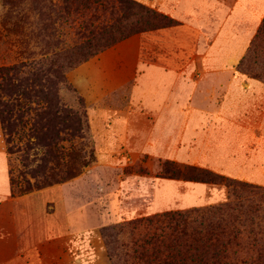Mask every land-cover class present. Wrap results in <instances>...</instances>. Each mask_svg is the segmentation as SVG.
<instances>
[{"label": "rangeland", "instance_id": "1", "mask_svg": "<svg viewBox=\"0 0 264 264\" xmlns=\"http://www.w3.org/2000/svg\"><path fill=\"white\" fill-rule=\"evenodd\" d=\"M131 1L177 25L134 33L83 60L110 33L133 31L143 19L137 10L116 0H0V193L10 191L0 199V264H140L132 223L231 198L225 183L197 182L179 168L264 189V93L237 105L231 134L197 118L212 115L211 101L162 103L163 73L175 94L205 79L194 66L213 34L239 31L235 10L257 20L264 0H206L207 9L201 0ZM263 22L233 73L262 86L250 70L264 69V41L239 65ZM226 141L231 165L215 164L213 149Z\"/></svg>", "mask_w": 264, "mask_h": 264}, {"label": "trees", "instance_id": "2", "mask_svg": "<svg viewBox=\"0 0 264 264\" xmlns=\"http://www.w3.org/2000/svg\"><path fill=\"white\" fill-rule=\"evenodd\" d=\"M116 1L122 8L137 10L143 19L132 25L135 28L131 32L119 37H114L110 33L105 44L95 48L93 52H83L81 54L83 60L94 55V51L105 49L134 33L177 25L173 19L139 3L131 0ZM263 41L264 22L248 55L240 63V68L250 64L251 58L257 53ZM87 48H93L90 42ZM250 72L253 74L252 78L264 81V69L261 72L251 70ZM2 123L10 136V126L3 116ZM169 166L174 167L173 164ZM179 169L189 172L192 176L190 179L197 182L225 183L230 187L231 198L218 206L185 212H168L132 223V230L139 235L135 244V254L139 263L264 264V209L262 208L264 189L249 183L236 182L196 167ZM179 169L176 170L177 173H171V176L181 175Z\"/></svg>", "mask_w": 264, "mask_h": 264}, {"label": "crops", "instance_id": "3", "mask_svg": "<svg viewBox=\"0 0 264 264\" xmlns=\"http://www.w3.org/2000/svg\"><path fill=\"white\" fill-rule=\"evenodd\" d=\"M201 1L203 3L200 6L207 9L208 2H206V0ZM239 4H241V0ZM250 15L251 14L248 15L246 11L244 13L240 11L236 13L235 10V19H237V21L240 20L239 31H234L232 27L228 25L222 32L219 31L213 34L211 43L203 51V62L194 66L203 71L202 75L205 79L193 81L194 84L192 85L186 84L184 87H187V89L176 91L175 94L172 90L174 86L173 83L167 79L170 75L166 72L163 73L165 82L164 85H162L163 80L161 82V85L164 87V101L162 103H165V108L167 107V101L169 99L180 97L184 100V97L187 95L197 96V103L201 105L208 106V103L211 101L212 106L215 108L212 115L206 114V112H203V115L198 112L196 113L197 118L205 117L218 120L219 133H222L224 130V132L231 134V123L235 117V112L238 110L237 105L246 103L254 94L264 93V86H262L259 81L233 74L236 72V66L239 60L244 56L247 50V46L252 38L254 25L264 19V15H262L257 18V20H253ZM165 71H168V68H166ZM221 76H227L228 78H222ZM161 85H159V89ZM157 91L158 90H156V92ZM180 104H183V102ZM174 112L177 114L176 116L184 117L182 109H180L179 112ZM164 115V117L169 116L167 111H164ZM228 141L218 144L215 149H213L212 153H215V164L218 163L223 166L231 165V163L228 162L230 158V149L227 145L229 143ZM3 182L8 186L7 188H9L8 179L4 178ZM9 192L8 189L5 193H0V199L8 197L10 195Z\"/></svg>", "mask_w": 264, "mask_h": 264}]
</instances>
